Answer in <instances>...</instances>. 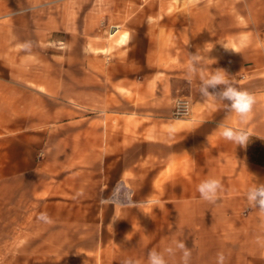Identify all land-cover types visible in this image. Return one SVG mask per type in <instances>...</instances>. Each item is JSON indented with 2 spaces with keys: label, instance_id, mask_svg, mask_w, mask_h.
Instances as JSON below:
<instances>
[{
  "label": "crops",
  "instance_id": "crops-1",
  "mask_svg": "<svg viewBox=\"0 0 264 264\" xmlns=\"http://www.w3.org/2000/svg\"><path fill=\"white\" fill-rule=\"evenodd\" d=\"M193 1L185 15L172 14L162 27L130 34L123 67L145 70L139 74L140 93L154 85L155 96L146 94L138 112H101L104 127L93 124L89 132L75 133V144L91 152L85 165L98 167V151L103 150L107 184L119 179L110 198L97 206L105 221L95 226L91 264H123L126 259L148 264L153 250L163 253L168 264H181L179 249L173 256L165 252L175 249L178 240L191 250L190 264H217L218 253L225 264L264 258V213L246 199L249 188L264 183V29L256 23L243 29L236 14L227 11L228 0ZM240 15L264 21V12ZM12 36L0 25V114L10 116L20 111L18 93H4L5 86L19 83L18 67L3 68L5 56L12 59L19 51ZM192 56L198 58L192 61ZM217 69L235 87L255 95L257 103L245 122L226 102L201 95L202 81ZM178 96L191 102L187 118L171 114ZM222 125L248 130V144L223 139ZM212 178L223 185L215 203L197 191ZM74 264H80L77 257Z\"/></svg>",
  "mask_w": 264,
  "mask_h": 264
},
{
  "label": "rangeland",
  "instance_id": "rangeland-1",
  "mask_svg": "<svg viewBox=\"0 0 264 264\" xmlns=\"http://www.w3.org/2000/svg\"><path fill=\"white\" fill-rule=\"evenodd\" d=\"M193 2L0 0V25L19 49L3 61L4 72L18 67L19 82L4 93H18L20 102L18 114H0V264H74L75 257L91 264L95 226L105 221L97 206L119 179L107 184L103 150L98 167L85 165L91 152L75 144V133L104 127L101 112H138L146 94L155 96L154 85L140 93L145 70L123 67L130 34L162 27ZM227 11L243 29H264V21L240 15L264 12V0H228ZM262 263L258 256L247 264Z\"/></svg>",
  "mask_w": 264,
  "mask_h": 264
},
{
  "label": "clouds",
  "instance_id": "clouds-1",
  "mask_svg": "<svg viewBox=\"0 0 264 264\" xmlns=\"http://www.w3.org/2000/svg\"><path fill=\"white\" fill-rule=\"evenodd\" d=\"M223 46L227 49L226 45ZM22 47L27 48L29 45L25 44ZM233 51L235 52V50ZM197 58V56L191 57L192 61H195ZM210 89L212 91H209ZM199 91L205 97H211L223 103L226 102V106L240 117L241 122L247 120L257 103L255 95L235 87L232 80L229 79V75L222 69H217L208 78L204 79ZM220 136L227 141L243 147L248 144L251 133L245 128L234 129L222 125ZM197 191L204 201L215 203L219 193L223 191V185L219 179H207L197 186ZM246 199L251 206L256 207L261 213H264V183H255L253 187L249 188L246 193ZM151 203L158 204L159 202L151 201ZM38 219L51 222L47 213H41ZM176 249H179L182 253L181 264H190L191 250L185 246L183 240L176 241L175 249L169 247L165 249V252L169 256H173L175 255ZM123 264H139V262L126 259L123 261ZM148 264H168V262L163 253L153 250L148 253ZM217 264H225V256L223 253L217 254Z\"/></svg>",
  "mask_w": 264,
  "mask_h": 264
},
{
  "label": "built area",
  "instance_id": "built-area-1",
  "mask_svg": "<svg viewBox=\"0 0 264 264\" xmlns=\"http://www.w3.org/2000/svg\"><path fill=\"white\" fill-rule=\"evenodd\" d=\"M190 112H191V102L186 96H178L173 100V105H172L173 117L187 118L189 117Z\"/></svg>",
  "mask_w": 264,
  "mask_h": 264
}]
</instances>
